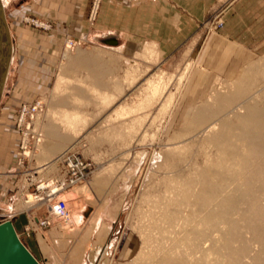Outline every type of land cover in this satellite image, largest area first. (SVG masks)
Here are the masks:
<instances>
[{"label":"rangeland","instance_id":"1","mask_svg":"<svg viewBox=\"0 0 264 264\" xmlns=\"http://www.w3.org/2000/svg\"><path fill=\"white\" fill-rule=\"evenodd\" d=\"M94 1L8 0L5 8L2 6L11 29L12 45L16 44L18 50L0 108V223L9 206L15 213L30 211V221L33 214L39 217H34V221L50 219L49 227H35L31 232L39 237L42 254L35 257L42 264L133 262L143 248L146 199L161 188L159 181L166 171L160 165L166 153L189 147L177 168L183 174L204 165L208 156L216 154L205 139L219 128L221 121L234 118L241 102L217 112L218 105L212 96L229 95L241 78L210 79L205 96H197L191 109L207 104L216 111L214 116L180 143L170 144L191 110L185 112L184 105H179L182 95L178 96V92L184 82L180 79L195 68L200 44L224 27L228 13L219 27L214 24L215 11H221L229 3L232 8L237 1L220 2L172 54L165 56L156 50L151 57L144 56L142 39L129 40L108 24L101 25L105 0H101L97 10ZM79 11L81 18L77 19L73 14ZM132 14L139 21L135 27L141 29L142 12L136 10ZM124 15L125 11L112 24L125 27ZM27 18L44 22L49 28H37L31 21L26 22ZM258 19L263 24L257 26L262 29L257 31V45L263 47L257 49L255 63L247 66L252 68L254 77L250 95L257 94V102L264 96V66L260 71L252 67L264 65V17L258 16L257 22ZM78 22L83 25L80 33L74 30ZM107 36H117L118 46L106 44ZM78 57H82L81 61ZM223 88L227 94H223ZM173 92L177 102L171 116L160 114L165 98ZM37 100L45 104L37 120L44 141L38 150L23 156L14 128V110ZM146 101L151 102L150 106ZM134 106L142 111H133ZM65 151L75 153L90 165L89 178L58 198L67 203L70 218L58 220L50 214L51 208L39 202H33L31 209L25 208L29 195L35 194L36 182L60 175L55 161ZM48 163L52 166L46 168ZM76 250L79 255L72 260Z\"/></svg>","mask_w":264,"mask_h":264},{"label":"bare ground","instance_id":"2","mask_svg":"<svg viewBox=\"0 0 264 264\" xmlns=\"http://www.w3.org/2000/svg\"><path fill=\"white\" fill-rule=\"evenodd\" d=\"M7 2L0 0V84L6 79L1 101L15 50H18L16 44L12 45L11 29L3 9ZM10 49L12 57L6 78ZM156 49L154 46L147 47L144 56H153ZM263 66L260 63L252 67L260 71ZM190 72L191 68L186 77L180 79L184 82L178 96L182 95ZM251 73L252 68L247 67L229 95L217 93L216 97L212 96L218 105L217 112L241 101L234 118L221 121L219 128L205 139V144L216 150L214 156H208L204 165L183 174L177 168L189 147L166 153L164 163L160 165L166 171L159 181L161 188L152 191L146 199L148 212L143 229V248L129 264H264V96L257 102L255 96L258 95H250L254 81ZM153 99L156 100L155 97ZM176 102L174 92L169 94L160 114L171 116ZM135 107L133 111H142ZM215 112L207 104L191 109L183 128L174 134L170 144L180 143L195 128L210 122V116H214ZM51 163L46 168L51 167ZM36 201L34 196L29 195L25 208H32V203ZM50 214L55 216L52 209ZM78 255L76 250L72 260Z\"/></svg>","mask_w":264,"mask_h":264},{"label":"crops","instance_id":"3","mask_svg":"<svg viewBox=\"0 0 264 264\" xmlns=\"http://www.w3.org/2000/svg\"><path fill=\"white\" fill-rule=\"evenodd\" d=\"M222 1L227 0H105L100 23L108 24L110 29L121 32L129 40L142 39L144 49L154 46L161 55L168 56L196 32L199 23ZM235 1L237 4L226 15L224 27L211 34L198 47L196 65L185 83L179 104L184 105L185 112L196 104L197 96H205L210 79L238 78L247 66L254 63L257 49L263 47L262 44L257 45V31L262 30L257 26L263 24L261 19L257 22V18L264 17V0ZM136 10L143 14L141 29L135 27L139 21L134 20L132 12ZM123 11L125 27L113 25V19L119 21L118 16L122 17ZM73 16L79 19L81 12ZM74 30L82 32L83 25L78 22ZM104 42L118 46L119 38L107 36ZM33 215V218L38 217L37 214ZM3 216L13 223L21 240L34 256L42 254L38 235L26 231L32 216L30 211L15 213L9 206Z\"/></svg>","mask_w":264,"mask_h":264},{"label":"built area","instance_id":"4","mask_svg":"<svg viewBox=\"0 0 264 264\" xmlns=\"http://www.w3.org/2000/svg\"><path fill=\"white\" fill-rule=\"evenodd\" d=\"M100 2L101 0L94 1L95 10L99 7ZM231 6L232 3H229L221 11H215L216 22L214 24L219 27L223 26L222 19L229 12ZM25 21L28 23L31 21L37 28H49L44 22L34 21L29 18ZM214 24L212 23V29H214ZM43 107V102L37 100L32 103L21 104L15 112L14 128L20 137L19 150L23 156H27L26 152L38 150L44 141V134L37 124L39 116L43 113ZM55 162L58 163L60 175L51 180H39L36 182L34 184V197L37 200L36 203H43L48 209L51 208L55 217L60 220H66L69 219L70 213L67 203L63 200H58L59 192L66 191L77 184L85 182L90 175V165L84 162L80 156L70 151L63 152ZM4 221L6 220L4 219L2 222ZM33 221L32 218L26 228L29 233L34 231L35 227L44 228L51 225L50 219Z\"/></svg>","mask_w":264,"mask_h":264},{"label":"water","instance_id":"5","mask_svg":"<svg viewBox=\"0 0 264 264\" xmlns=\"http://www.w3.org/2000/svg\"><path fill=\"white\" fill-rule=\"evenodd\" d=\"M7 32L9 34V29ZM8 56L6 78L11 63V49ZM5 80L0 84V101ZM0 264H42L23 243L10 220L0 223Z\"/></svg>","mask_w":264,"mask_h":264}]
</instances>
